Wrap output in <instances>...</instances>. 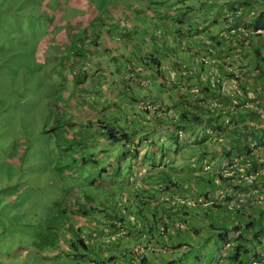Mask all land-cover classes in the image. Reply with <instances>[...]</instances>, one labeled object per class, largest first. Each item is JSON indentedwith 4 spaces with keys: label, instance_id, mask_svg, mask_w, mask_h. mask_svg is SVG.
Returning a JSON list of instances; mask_svg holds the SVG:
<instances>
[{
    "label": "rangeland",
    "instance_id": "1",
    "mask_svg": "<svg viewBox=\"0 0 264 264\" xmlns=\"http://www.w3.org/2000/svg\"><path fill=\"white\" fill-rule=\"evenodd\" d=\"M87 1L101 15L109 5L116 9L128 6L125 9L132 19H126V26L113 29L117 30L119 36L121 32L132 36L131 40L130 37L123 36L124 41H129L131 45L135 44L133 50L136 53L143 52L144 47L139 36L143 37L144 31L136 30V25L140 28L142 24L137 23L139 20L144 21L145 16L144 13L138 15L136 7L132 4L142 8L149 6L150 2L155 0ZM182 1L180 0L179 3L181 4ZM184 1L193 2V0ZM223 1L195 0V5L204 16L207 14L212 17L217 15L218 8L219 11L221 10ZM159 4L163 5L162 2ZM64 7L67 11L62 13L61 9ZM137 16L138 18H135ZM160 18L163 22L166 18L171 19L164 14ZM76 20L84 23L82 14L73 15L69 10L67 0H0V264H80L82 262L88 264L91 259L108 260L103 257L105 252L102 249L107 247L105 241L100 243L101 249L97 252H86L80 248L78 238H83V243L87 247H95L98 244L93 242L94 239L86 229L81 227L77 230L75 225H70L73 224L72 215L61 210L64 205H72L73 199L85 201L89 197L91 203L97 204L101 200L98 198L103 194L104 185L94 184L99 180L105 182L108 180L107 175L100 172V169L103 166L111 167V160L117 161V157L110 151L98 154L97 146L107 148L109 144L94 141L97 136L105 137V135L93 136L95 134L93 129L96 127L93 121V126L88 130L89 136L81 129L80 133L84 132V134L79 143L71 144L68 136L62 134L61 125L65 122V115L69 116L70 110L69 106L65 111L66 92L70 97L77 96V88H74L73 82L67 77L79 76V74L74 71L73 66L65 65V61L71 59L76 50L61 51L58 47H53L51 40L58 27L60 32L63 31L64 22L67 23V31L70 30L71 25L74 31H80L82 23H76ZM145 20L149 28L153 27L154 22L151 19L146 17ZM86 26H92L91 22ZM97 28L99 27L95 26L93 30ZM167 31L168 36H165L163 30L158 31L159 44L162 47L171 46L174 48L173 51L184 57L176 46L173 35L175 33L169 29ZM114 40H119V37H114ZM258 44L264 52V39L259 40ZM124 49L121 48L120 52L116 53L117 56L113 58L115 61L125 59L132 61L133 50L129 52ZM155 50L165 56L160 62L161 65H165L169 53L158 47H155ZM105 56L109 60L110 55ZM97 59L100 63L104 62L101 58ZM186 62L190 67L199 70L194 74L185 72L187 78L193 77V80H196L194 75H200L201 78L211 82L208 73L201 70V62L198 59L187 57ZM85 104H89V101L82 103ZM63 111L66 113L63 114ZM82 121L83 119L77 123L82 126ZM66 122L69 123L70 119ZM189 151L192 152V149ZM193 153L201 160L202 155L197 149H193ZM155 156H157L156 161L160 162L161 151L156 152ZM155 156H150V161L155 160ZM207 158L211 161L209 155ZM156 169L154 167L152 171L157 172ZM118 176L127 175L124 171ZM181 177L183 176L179 173L175 176L176 179ZM168 178L174 180L169 173ZM109 188L112 190V185ZM150 189L148 192L152 193ZM156 195L161 197L160 194ZM119 198L121 197H116ZM126 198L127 195L124 196L125 200ZM146 200L144 198V201ZM101 202L102 207L106 204L107 207L111 205L109 197L107 202ZM227 206L229 205L224 206L227 212H236L239 207L236 204ZM79 208L78 212L84 210L82 207ZM205 209L199 207L198 211ZM149 210L148 205L143 209L145 212ZM109 214L124 219V207L113 208L111 212L107 210L99 212L105 223L109 220L108 222L121 225L111 219ZM134 215L135 221L139 220L141 223L140 227L145 231L147 238L138 237L134 245L129 242L127 250L133 249L137 255L144 254L147 260H150L146 264H167L169 254L157 248L158 242L150 241L151 234L147 231V227L148 223L152 225L153 221L146 220L145 216L139 218L137 214ZM148 218H152V213L147 214ZM184 218L192 220L188 215ZM152 226L157 227L158 224ZM153 233L158 235L157 231ZM184 234L183 232L178 239L190 247L181 255L182 263L177 264H208L212 246L206 244L203 247H192V239L190 237L185 239ZM73 241L77 249L71 246ZM220 241L218 238L216 242ZM111 249L117 255L125 252L122 244L116 248L111 244ZM55 251L60 252L55 258L43 256L44 252L50 254ZM130 251H127L128 256H132ZM83 252L87 253L83 258H73L74 254ZM58 259L60 263H55L54 261Z\"/></svg>",
    "mask_w": 264,
    "mask_h": 264
},
{
    "label": "clouds",
    "instance_id": "2",
    "mask_svg": "<svg viewBox=\"0 0 264 264\" xmlns=\"http://www.w3.org/2000/svg\"><path fill=\"white\" fill-rule=\"evenodd\" d=\"M180 0H155L154 2H150V3H155V5L158 6V8L161 9L162 14L166 15L167 17L169 16L171 17H179V19L186 18L187 15H189L188 17L191 16L190 13H185L182 12L178 9V6L182 5L183 3L187 4L188 6H192L193 2H188V1H182L181 4L179 3ZM235 1H242V0H224L223 3L221 4V10H220V16L219 19L216 21H213V23L210 26H216V31L214 32V39H215V48L213 49H199L196 50L194 52V59H198L201 62V70H205L208 73V77L210 79L211 82H208L206 79L201 78L200 75H194L196 80L195 81L197 88L192 91L191 93H195L197 95H199V97L197 98V100L195 98H192V100H195V104L197 105V113H190V115H184V113H182L181 116L185 117L183 119H180V123H176L175 120L172 121V116L167 114L164 117V120L167 121L166 128L167 129H171L172 133L175 137V139L179 142V144L181 145H190L192 146L193 144L196 145H201V147H197V148H192V152H190L192 155L187 158V159H182V161H180V163H178L176 161V159H171L168 157H163L161 156V161L158 163L159 168L168 175V173L171 175L172 178H174V180L172 181L171 179V183L168 182L166 184L165 187H170L171 184H173L171 187L174 186H178L179 183L180 185L185 181L186 178L191 177V175L194 172H210L211 176L214 175L215 177L213 179H219V176L217 174H220V172L224 175H229L232 176L234 174V172H238V174L236 176H233L232 178V185H236L237 188H233V191H230V193L224 197V202H220L219 199L214 198V200H209L207 199V201L205 202L206 205H211V206H216L215 204H222V205H229V206H233V204H236L235 199L236 198H240L242 195L239 193L238 195H235V191L237 189H241V188H246V194L245 195H249L250 197L248 198L249 200L252 199V203L256 202V207H264V167L260 168V169H255V170H251L248 168V166L246 164L242 163V158H241V151H245L244 153L247 154H253L255 160L260 163V164H264V157L262 156L261 153H257V143L255 140H250V141H246L244 143H236L233 145V148H226L223 145V135L225 134L226 130L229 129H233L236 128L238 126H242L244 125L246 127L245 130L243 127L240 126L241 131H247L250 132L248 129V123L247 121L252 119L251 116L248 115L247 112H242L241 110L238 109H233L234 111H237L236 113L234 111L231 110L232 108V104H230L228 102V100H225L222 104L221 107L219 108H210L208 109L206 106V103L208 101L209 98H213L219 95V92L217 91L219 89L220 86V75L223 73H226V71L224 70V67L221 63V58L228 52H233L235 48H237V46H240L242 48V51L239 52V56H242L244 53L245 55L243 56H251L254 58V63L255 65H259V62L264 59V52L262 50V47L259 46V39L258 42L256 44H254V41H252V39L250 38L249 41L246 40H242V34L240 33L238 36L236 37H232L230 34H228V30L231 26H244L246 27L247 32L253 33L254 30L258 29V28H262L264 29V27H257L254 28L253 26H248L251 22H253L255 19L251 20L249 18L250 14V10L246 9L245 11H243V14H241L240 11V7H233V4ZM159 2H162L163 5L159 4ZM72 4V5H71ZM216 4V3H215ZM68 7L69 10L73 13H78V14H82L83 15V20L84 23H82V21H78L76 20V23L81 24L82 23V27H80V31H74L72 28L73 26L71 25L70 30L67 31V23L64 22V29L63 31H59V27L56 29V31L54 32V38L51 40V43L53 45V47H58L61 51L66 52L67 50L70 51L72 49L76 50L73 54V57L67 61H65V65L66 66H73L74 71L79 74V76L76 75H72L67 77V79L70 82H73L74 84V88H77V96L74 97H70V94L68 92H66L67 94V99H66V105H65V111L67 110V108L70 106V110H69V116L65 115V122L64 124L61 125L62 127V134L63 136H68L69 142L71 144L74 143H79L82 140V137L78 135V131L75 129L76 127H80L85 129L86 131H88L92 126L93 123L92 121L95 123V126L93 131H98L96 135L99 134H104L105 137L103 136L104 139L107 140V136L108 134L111 132H114V136H120L122 135V139L115 141V142H110L109 144L112 145H119L121 152L122 150L124 151V153L126 154V156H129L132 165L134 166V168L136 166H138V162L137 160L139 159V157L141 156L140 152L141 151V146L142 144H146L147 148L149 146V150L148 152L152 153V156L156 155V152L152 151V146L156 143L155 141V136H156V132H158V129L156 128V125H153V122L156 120L158 121V119H156V117L150 116L149 112H153L156 107H154L152 105L151 102H144V103H134L133 104V112L129 113V111L124 112V114H127V119H126V123H124L123 127L121 126V124H119L116 120H108L106 118H96L91 120L90 122H88L85 118L86 117H82L83 121L81 123L82 126H80L79 122L76 124V121H79L81 119H74L73 113L75 112L76 114H81L80 112L84 111L85 113H87L88 108L90 107V100L94 99L98 97L100 94L97 93L96 91H94L91 87H89L87 85V78L86 76L83 74V72L86 70V65L88 64V61L86 60L89 56L92 55V57L95 56V54H99V53H103L104 55H110V58H114L116 55V53H118V51L120 52L121 48L124 47V37L127 36L126 32H121V35L119 36L118 32L116 29L113 28H117L119 26H126V19L130 20L132 18H130V13L125 9L128 6L125 7H119L118 9H116L114 6L109 5V8H107L104 12L103 15H101L99 13V11L93 6L91 5L90 2H88L87 0H71V3H68ZM136 7V9H138V5L136 4H132ZM171 6V7H170ZM226 6L228 8H226ZM219 7V6H218ZM157 7H154V9H158ZM116 9V10H115ZM219 9V8H218ZM141 9H138V15L143 13L141 12ZM224 10H226V13H224ZM234 10V14H238L235 17L230 15V11ZM62 13H65L67 11V9L64 7L61 9ZM156 11V10H155ZM161 14V15H162ZM94 15H96V17H94ZM193 15V14H192ZM194 16V15H193ZM135 18H138L135 17ZM171 19L166 18V21H162V25H164L163 23H167V21H170ZM58 21V20H57ZM196 21L197 24H200V28L207 26V23L209 25V22L207 20H205V16L204 14L199 18V20H193V19H189V24L184 25L183 30L184 29H188V32L191 33L190 29H191V25H193V22ZM88 22H91L92 26H86ZM59 25V21L57 26ZM86 26V27H85ZM95 26H98L99 28H97L95 31L93 30V28ZM142 27V26H141ZM137 28L136 29H141ZM165 27V28H164ZM51 29V28H50ZM171 30L172 32H174L172 30V27L169 26H163V32L165 33V36H168L167 34V30ZM161 31V30H160ZM178 31H180L178 29ZM175 33V32H174ZM118 36L119 40H114V37ZM124 36V37H123ZM252 37V34H251ZM187 37H179V38H175V42H176V46L179 47L180 52L183 54L184 57L183 60L187 57L188 53H191V43L193 41H195V36L193 35L194 40H192L191 38H189V40H185ZM117 43V44H115ZM105 45V50L102 49V47H104ZM113 46V47H112ZM255 47V49H253ZM174 48L171 47L172 50V54L173 57H177L179 58V54L176 51H173ZM259 49H261L259 51ZM103 52H95V51H102ZM194 51V50H193ZM95 52V53H94ZM198 52V53H196ZM244 52V53H243ZM67 55V53H66ZM190 56V55H189ZM95 60V59H94ZM93 59H91V62L94 61ZM103 63H101L102 65L99 67V69L95 72V74L100 71L102 75L104 76H108V68L111 65V62L107 61V58H103ZM143 65H137L135 63V61H128L127 65H126V69L123 73V78L129 82L132 83L133 82H137V85L140 87H144L148 84L151 83V80H149V78H145L143 76H141V74H145V70L149 72L150 70H154V68L156 69L158 62H155V58L150 57L148 58V63H145L143 60H141ZM182 62V61H181ZM187 63V62H186ZM156 65V66H155ZM159 65H161L159 63ZM187 65L189 66V64L187 63ZM244 65L242 64V67ZM190 67V66H189ZM257 68L259 66H256ZM262 67V66H261ZM191 68V72L190 73H197L199 70L197 68L194 67H190ZM158 72L159 68L157 67ZM264 72V71H263ZM220 74V75H219ZM254 71L252 69L247 71V80H249L250 82L255 81V78L253 77ZM169 75V74H168ZM175 76L176 75H170L171 81L175 80ZM183 78H185L186 80H188V84L189 81H192V77L188 78L185 75H182ZM203 82H207L209 84V86H204ZM262 82V81H261ZM187 83H185L184 81H182V86L179 88L181 91H185L187 88ZM172 87V91H173V86ZM130 87L128 85L125 84V89H129ZM208 90H212V93H208V96H204L205 92ZM160 92V91H159ZM177 95H183L182 92L176 91ZM118 96V95H117ZM88 100L89 104H85L82 105V103L84 101ZM179 103L180 105H182L183 107H185L184 104L187 105V107L189 108L192 104L193 101H188L186 95L183 96L182 98L179 99ZM108 105V104H106ZM73 107V108H71ZM122 108V107H121ZM122 110H124V108H122ZM162 112H165V109H159ZM179 113H181L182 111H178ZM213 112L214 114L212 115V117H210L208 115L207 119L205 120L207 121L206 124H203L204 121V117H205V113H211ZM63 114H65L66 112H62ZM220 116L222 117V120L219 121ZM248 116V117H247ZM239 118H244L243 123L239 122L236 123L237 120H239ZM70 119V122L67 123L66 121ZM187 124H191L190 129L194 132H188L185 128H181L180 126H186ZM212 124H217V126H219V124H222V127L220 128V131L218 130H214L212 129ZM180 125V126H178ZM132 126L134 127L132 130L129 129V127ZM88 127V128H86ZM76 133V135H75ZM95 134L93 136H95ZM73 135V136H72ZM202 135H204V137H202ZM121 138V137H120ZM133 140V141H132ZM222 141V142H221ZM221 142V143H220ZM237 147L238 150L237 151ZM193 149H197L199 154L202 155L201 160L199 159V156L196 155L195 153H193ZM115 155V151H110ZM106 153L105 151H100L98 152V154H104ZM162 153V152H161ZM209 155V157L211 158V161L208 160L207 156ZM120 156V155H119ZM155 159L157 160V156H155ZM208 160V161H207ZM155 161V160H153ZM111 162V167H107L105 168L104 166L100 169V172H104L105 175H107V181L105 182L104 180H99L98 182H96L94 185L98 186V185H104L102 192L103 194L100 196L102 197V200H105V196L108 194V191L110 188V185H112L111 180H113L114 178L118 177L119 175V170L121 167L117 162H114L113 160L110 161ZM141 163V161L139 162V164ZM233 164H236L235 166H233ZM200 166V168H199ZM116 171V175L115 174ZM244 171H258L260 173V178L259 180H255L254 182H247L244 181V183H237V179L241 178L243 175ZM145 172L144 168H140L138 171V175H142ZM182 175L183 177L176 179L175 176L177 174ZM154 177V174H152L151 172H148V175L145 174V176L143 177L144 181L143 183L148 186V181H150V185L149 187L151 188L150 190L152 192H154L153 189V185H154V181L152 180V178ZM123 179V178H122ZM164 186H159L155 189V192H159V190L161 188H163ZM121 188V187H120ZM252 188H257L258 192L256 193H252ZM149 190V189H148ZM261 194V199L259 198V195ZM95 196V194H93ZM73 198V197H72ZM244 199V198H243ZM85 204H89L88 200L85 201H81V200H77V199H73L72 205H64L61 210L63 212H68L72 215L71 219L73 221V224L70 225H75V223L78 222L79 219H84V221H88L90 220L94 214L96 213L93 209H91L90 204L87 206ZM147 204H145L143 207H141L140 212H137V215L139 218L145 216L146 220H147V212L143 211L144 207ZM237 205V204H236ZM227 206V207H229ZM79 207L84 208V210L82 211H77V209H80ZM120 207L122 208V206L120 205ZM239 208V207H238ZM238 208L236 209V211L238 210ZM69 209V210H68ZM232 210V208H231ZM233 212V211H232ZM263 212V210H259L257 211V213H261ZM248 210L247 212L243 215L246 217L247 221L250 222V220H254L251 219V217L247 216ZM263 221L259 222V226L258 224L254 222L253 226L251 229H253L254 231L252 232V234L258 230V228L263 225L264 227V217L262 216ZM113 219V218H112ZM132 219L135 222V216L132 215ZM258 219V218H256ZM245 219H242V221ZM116 222L120 223L121 225L118 224H114L110 225L113 229L115 230H120L121 232H123L121 230L122 228V221L116 219ZM246 222V223H248ZM136 223H133V225ZM158 224V228H157V232H158V237L161 239L166 235L167 232V223L166 222H162V223H157ZM249 224V223H248ZM247 224V225H248ZM180 227H183L182 224H180ZM118 228V229H117ZM227 232L226 234L227 237L226 239L221 238L222 235H220L223 232ZM243 231V230H242ZM108 232V231H106ZM245 232V231H244ZM230 231L226 228V230L222 229L219 232V239L221 240L218 246H220V250L217 251V256L216 259L217 261L214 264H223L224 259H229L232 263L231 264H252L253 262L255 263H259V264H264L263 260L257 259V255L258 257H261L258 253L254 254L252 251L247 254H243L242 250L239 251L240 253H237V244H239L241 247L244 248V245L246 243V238H239L236 240V238H238V234L241 233V230H238L234 233L229 234ZM65 234V233H64ZM111 233H107L105 234V238H111V235H109ZM250 234V237L251 235ZM107 235H109L107 237ZM245 236V235H244ZM229 237V239H228ZM263 238L264 240V233L261 237V239ZM75 241V239H72ZM108 240V239H107ZM74 241L71 242V246L74 249H77L78 247L74 245ZM77 241L79 242L80 248L83 249L84 251H88L87 245H85L83 243V239L82 238H78ZM110 241V240H108ZM112 242V241H111ZM110 242V243H111ZM113 244V242H112ZM217 246V247H218ZM247 247V245H245ZM259 246V244L257 245ZM144 248H146V244L144 243ZM160 248V251H165L166 254L171 255L173 252H180L181 255L184 254L185 252H187L189 250V245L185 242H179L178 244H172L171 246H167V245H159L158 247ZM47 250V248H46ZM108 253L105 254V256H103L104 258H107L108 260H104V259H91L88 264H142V263H147V257L144 254H135L134 250L132 249V251H130V253L132 254V256H129V260L127 263L124 262H119L117 261V258L113 256V251L111 249V245L110 247L107 249ZM158 250V249H157ZM87 253L83 252V253H77L73 255V258H77V257H81L83 258L84 256H86ZM60 255V252L55 251V252H51L50 254H46L44 252L43 256H49V257H57ZM128 256L127 252L125 251L124 253H122V257L123 256ZM140 256H144V257H140ZM61 257V256H60ZM59 257V258H60ZM248 258L249 260L245 263L244 260H240L239 258ZM145 259L144 262H142V259ZM242 258V259H243ZM150 261V260H149ZM55 263H60L59 259L54 261ZM83 263V262H82ZM80 263V264H82Z\"/></svg>",
    "mask_w": 264,
    "mask_h": 264
},
{
    "label": "crops",
    "instance_id": "3",
    "mask_svg": "<svg viewBox=\"0 0 264 264\" xmlns=\"http://www.w3.org/2000/svg\"><path fill=\"white\" fill-rule=\"evenodd\" d=\"M67 2L70 4L71 0H67ZM201 4H203V2H201ZM154 7L158 8L155 3H151L149 6L146 5L145 7H142L141 10V12L144 13L145 18L148 17L154 22L153 27H148L147 22H145V18H143L144 21L139 20V22L137 23L138 25L142 24L140 30L144 31V36H139V40L143 43V52L136 53L135 50H133L135 44L131 45V43L127 40L124 41L123 48H125L124 50H128L129 52L133 50L134 53L132 60L135 61L137 65H143L141 60L149 65L147 61L148 58H155V62H158V64L156 65L159 68L160 72H158L157 67L156 69L154 68V70L149 69V72L145 70V74H141V76L149 78V80H151V83L144 87H140L137 85V82L132 81V83H129L122 77V72H124L126 69L128 59L115 61V59L109 57V60L107 59V61L111 62L112 67L110 65V67L108 68V76H104L100 71H98L96 74L95 72L102 65L100 62H98L97 58H101L103 60V58H106V56L103 53L95 54L94 57H92V55L89 56L86 59L88 61V64L86 65V70L83 72V74L87 78V85L100 95L96 98L94 96V99L90 100L91 103L87 113L82 111L80 112L81 114H76L74 112L73 116L76 120L82 119V117H86L85 119L88 122L96 118L116 120L123 127L127 119V114H124V112L129 111V113H132L134 109V103L151 102L152 105L156 107V109L153 112H149V115H154L156 119H158V121L155 120L153 122V125H156L158 132H156V143L152 146V151H161L163 157L165 156L171 159H176V161L180 163L182 159H187L192 155L189 151L190 149L197 147L200 148L201 145L195 146L193 144L192 146H184L179 144V142L175 139L172 130L166 128L165 124H167V121L164 120V117L169 114L172 116V121L175 120L176 123H180V119L185 118L181 116L183 112H185V114L188 116L190 115V113H197V105L195 104L196 101L192 100V98H195L197 100L199 95L191 92L194 91L198 85H196L195 81H193V77L192 81H189L188 84L189 79L187 78L188 80H186L182 77V75H184L185 72H191V68L186 63L187 57L194 58V52L199 49L215 48L216 42L213 35L216 31V28L210 25L213 23V21L219 19L220 11L219 9H217V15L215 14L212 17L206 14L205 20L209 22V25L207 23V26L200 28V24H197L196 21H194L193 25H191V33H189L188 29L183 30L184 25L189 24V19L199 20L203 13L200 9L196 8L197 6L195 5V0H193V4L191 7L185 3H183L181 6H178V9L180 11L190 13L191 16L188 17L189 15H187L186 18L182 17V19H179V17L175 18L173 16L171 17L170 21H167L166 24L172 27V30L175 32V34L173 35L176 39L179 37L188 36V38H186L185 40H189V38L194 40L193 35L195 36V41L191 43L192 51L191 53H188L187 57L183 60L182 56H179V58L173 57V54L171 53V46L164 47L163 45L162 47L159 44L160 40L158 39V31H162L163 26L165 25H162V20L160 18L162 14L161 9H154ZM137 8L141 9L139 7ZM240 11L241 14L244 15L242 8H240ZM224 13H226V10H224ZM249 13H251L249 18L253 20L255 17V12L252 10ZM230 15L235 17L238 14H234V10H232L230 11ZM178 29L180 31H178ZM136 30L135 32H137ZM127 36L130 37V40L132 39V36ZM155 47L165 49V52L169 53L165 60V65H159V63L165 56H162L161 53L156 51ZM102 49H106L105 45L104 47H102ZM104 50L95 52H103ZM243 55H245V53ZM91 59L95 60L91 62ZM250 63H252L250 68L245 69H252L254 71L253 77L255 78V80H259L264 83V69L262 67H255V63L252 59H250ZM165 70H167L168 72L166 73ZM170 75H176L174 81H171ZM182 81L188 84L184 92L179 89L182 86ZM125 84L130 88L125 89ZM203 85L209 86L207 82H203ZM171 86H173V91ZM176 91L182 92L183 95H177ZM207 92L212 93L213 91H206L204 94L205 97L208 96ZM185 95L188 101H193V104L189 108L186 104H184L185 108H183V106L179 103V99ZM261 105H263L264 109V104ZM121 107L124 108V110H122ZM159 109H165V112H162ZM176 110L182 112L179 113L178 111L176 112ZM213 114V112L205 113L203 124L207 123V121L205 120H208V115L212 117ZM260 118L259 114L256 112V115H254L253 119L259 120ZM221 120L222 117L220 116L219 121ZM258 125V128L253 129L250 132L238 131L235 133H229V131L226 130L225 134L222 137L223 145L226 148L230 149L233 148V145L236 143L242 144L246 141L255 140L258 149L255 154L261 153L264 157V124L259 122ZM190 127L191 124H187L184 128L190 133L193 132ZM133 128L134 127L132 126L129 127L130 130H132ZM75 129L78 131L79 136L82 137V135L84 134V132L80 133L81 129L86 132V135L89 136L88 131H86L85 129L80 127H76ZM94 132L97 134L98 131ZM96 134L94 137H96ZM94 141L108 142L103 138V136H97ZM109 143L110 142H108V144ZM96 148L99 150V152L115 151V156L117 157L116 162L121 167L120 169H118L119 175L120 172L125 171L127 176H122L123 179L122 177L118 176L111 180L112 190L108 191V194L105 196V200H102V197L98 198V200L101 199L98 202L99 205L98 203H91L89 197H87L86 200H88V203L90 204L89 207H91V209H93L96 213L88 221L79 219L78 222L75 223V226L77 230H80L81 227L82 229H86L89 232V235L94 239L93 242L98 244L95 247H87L88 252H97L98 250H100V243L104 241L107 242V247L102 249L104 250L105 254L108 253L107 249L110 247L112 242L113 248H116V246H120L122 244L124 251L127 252L130 251L127 250L129 242L134 245L138 237L146 239L147 235L143 228L140 227L141 223H139V220L134 222L132 219V215L137 214V212H140L141 214L140 209L145 204L150 206V210L147 212V214L150 215L152 213V218H148L147 220L153 221L152 225H156V222L167 223V233L161 239L156 233H153L154 231H157L158 226L154 227L148 223L147 231L151 234L150 241L158 242L160 246H171L172 244H178L179 242H182L178 239V237H180L184 232L185 234L183 236L185 237V239H188L189 237L192 239V247H203L206 244L212 246L208 264H214L217 261L216 256L217 251L220 250V246H218V244L220 243L216 241H218V234L222 229L226 230L227 228L230 231L229 234L234 233L238 230L245 231V245H247V242L251 239L249 238L250 234H252L254 230L251 228L245 229L247 224L243 223L242 219H247L243 215L248 210L247 216L251 217V219L258 218L256 219L258 226L259 222L263 221L262 216L264 217V207L262 206L257 208L256 202L252 203V199H248L250 196L245 195L247 193L246 188L237 189L235 191V195H238L239 193L242 195L240 198L238 197L235 199L236 204L239 205V208L236 212H227V210L224 208L225 205L222 204H215L216 206L206 205L205 202L207 201V199L214 200V198H217L220 200V202H224V197L227 196L230 191H233L232 183L230 184L229 182L221 181V179H213L215 176H211L210 172H194L191 177L186 178L181 185L179 183L178 186L171 187L173 185L171 184L170 187H165L168 182L171 183L172 181L168 178V175L159 168V162H157L156 159L155 161H150L149 158L150 156H152V153L148 152L149 146L147 148V145L144 143L141 146V151H139L141 156L137 160L138 166H136L135 168L132 165L129 156H126L123 150L121 152L119 145L109 144L107 148H103L100 146H97ZM237 151H239L238 147ZM244 152L245 151H241L238 154H241L240 156L242 158V163L246 164L249 169L255 170L264 167V164H260L255 160L252 153L247 154ZM140 161L141 163L139 164ZM154 167L157 168V172L152 171ZM140 168L145 169V172L142 175H138V171ZM148 172L154 174V177L152 178V180L154 181V192L152 193L148 192V189L150 188V181H148V186L143 183V177L145 176V174L148 175ZM162 185L164 187L161 188L159 192H155V189ZM122 186H124V188H126L128 191H126ZM205 192H207V194H205ZM156 194H160L161 197H158ZM125 195H127L126 200L124 199ZM117 196L121 198L116 199ZM108 197L109 202L111 201V205L109 204L110 206L108 207L107 204L105 205V207L100 206L102 203L101 201L107 202ZM166 197H169V199H166ZM144 198H146L147 200L144 201ZM120 205L124 207V219L111 214H109L108 216L111 219L113 218L114 220L118 219L122 221L121 230L123 232L113 229L111 227L113 223H111L110 225V222H108L109 220L107 221V223H105L103 221L104 218H101V216L99 215V212H102L104 210L111 212L113 208H118L120 207ZM199 207H203L206 209L203 211H198ZM259 210H263V212H261L262 216L261 213H257V211ZM187 215L191 216L192 220L184 218V216ZM133 223L136 224L133 225ZM180 224H182L183 227H180ZM236 224H238L237 229H235L234 227ZM106 231L111 233L109 234L111 235L110 239L105 238L104 235L108 233ZM109 235H107V237ZM107 239L110 241H108ZM112 251L113 256L117 258V261L124 263L128 262L129 256L124 255L122 258V254L117 255L114 250ZM251 251L258 253L261 257H258L257 255V259L263 260L264 262V240L261 244H259V246L252 249ZM242 258L240 257L239 259L242 261L244 260L245 263L249 260L248 258ZM182 261L183 259L181 253L173 252L171 255H168L166 263L177 264L182 263ZM231 263L232 262L227 258L223 261V264Z\"/></svg>",
    "mask_w": 264,
    "mask_h": 264
},
{
    "label": "built area",
    "instance_id": "4",
    "mask_svg": "<svg viewBox=\"0 0 264 264\" xmlns=\"http://www.w3.org/2000/svg\"><path fill=\"white\" fill-rule=\"evenodd\" d=\"M247 32L246 27L244 26H231L228 30V34H230L232 37L238 36L240 33ZM252 34V41H254V44L258 42L259 39H264V29L258 28L253 31ZM255 49V47L253 48ZM261 49H259L260 51ZM242 51V48L240 46H237V48L234 49L233 52L226 53L221 58V63L224 67V70L226 73L219 74L220 75V86L217 90L219 92V95L213 98H209L206 103V106L208 109L210 108H219L222 106L223 102L225 100H228L230 104H232L231 110L238 109L242 112H247L249 116L252 117V119L248 120V129L249 131L256 129L259 127V122L264 124V83L255 80L253 82H250L247 80V69L250 68L252 63H250V59L253 60L251 56H239V52ZM242 64L244 65L242 67ZM258 68L264 69V59L262 62H259ZM244 68V69H242ZM254 75V74H251ZM243 96V99L239 102V98ZM235 113L237 111H234ZM256 112L259 114V120H255L254 115H256ZM236 164H233L235 166ZM260 173L258 171H244L241 178L237 179V183H244V181L247 182H254L255 180H259ZM258 192L257 188H252V193ZM259 198L261 199V194L259 195ZM252 264H259L253 262Z\"/></svg>",
    "mask_w": 264,
    "mask_h": 264
},
{
    "label": "trees",
    "instance_id": "5",
    "mask_svg": "<svg viewBox=\"0 0 264 264\" xmlns=\"http://www.w3.org/2000/svg\"><path fill=\"white\" fill-rule=\"evenodd\" d=\"M233 7H240V8H242V11H245L246 9H248L250 11L253 10L255 12L254 13V16H255L254 19H256V20H254L253 22H251L248 26H253L254 28L264 27V0H242V1H235L234 4H233ZM241 37H242V40L249 41L250 38H251V33L250 32H244ZM242 99H243V96L241 98H239V102ZM183 108H185V107H183ZM183 113L185 115V112H183ZM239 122H241V123L245 122L244 121V118H239V120L236 121V123H239ZM211 126H212V129L220 131V128L222 127V124H219V126H217V124H212ZM240 126H238L236 128H233V129H229L228 130L229 133H235V132L241 131ZM180 127L181 128H184V126H180ZM241 127H243L245 130H247L244 125H242ZM122 137H123L122 135H120V136H114V132H111L110 131V133L107 136V140L110 141V142H115V141L121 140ZM202 137H204V135H202ZM237 174H238V172L235 171L232 176L224 175L221 172H220V174H217V175L219 176V179H221V181L229 182L231 184L232 183L233 176H236ZM233 188L235 189V188H237V186L234 185ZM205 194H207V192H205ZM261 216H262V213H261ZM242 222L243 223H246L248 221L247 220H243ZM254 222H255V224L257 223L256 219L250 220V222H248L249 224L246 223L248 225L245 227V229L252 228ZM238 224H236L234 226L235 229L238 228ZM226 233H227L226 231L223 232V233H221L220 234V235H222L221 238L226 239V237L228 235ZM263 233H264V227H263V225H261L258 228V230L255 231L251 235V237H249L251 239H250V241L247 242V247L244 246V248H243L239 244H237V253H240L239 251H241V250H242V253L243 254H247V253H249V251L251 252V250L254 249V248H256L258 244H261L262 243L263 238L261 239V237H262ZM238 235L239 236H238V238H236V240L239 239V238H246L244 236L245 235V232L244 231H241V233H239ZM228 239H229V237H228ZM253 253L256 254L255 252H253ZM144 260L145 259L143 258L142 259V262H144Z\"/></svg>",
    "mask_w": 264,
    "mask_h": 264
}]
</instances>
